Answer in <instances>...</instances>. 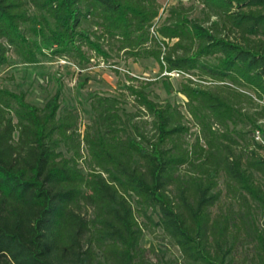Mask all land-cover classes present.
I'll use <instances>...</instances> for the list:
<instances>
[{
  "label": "trees",
  "instance_id": "obj_1",
  "mask_svg": "<svg viewBox=\"0 0 264 264\" xmlns=\"http://www.w3.org/2000/svg\"><path fill=\"white\" fill-rule=\"evenodd\" d=\"M161 8L0 0V65L34 60L40 33L79 65L151 57L186 96L157 100L128 72L124 91L91 92L81 129L60 91L35 105L1 85L0 264H264V0ZM156 228L181 258L142 245Z\"/></svg>",
  "mask_w": 264,
  "mask_h": 264
},
{
  "label": "rangeland",
  "instance_id": "obj_2",
  "mask_svg": "<svg viewBox=\"0 0 264 264\" xmlns=\"http://www.w3.org/2000/svg\"><path fill=\"white\" fill-rule=\"evenodd\" d=\"M160 1L162 3L161 12L165 14V9L171 3L181 1L190 4L194 0ZM199 7L200 5H198ZM33 39L37 40V43L43 48L41 52L37 53L34 60H30L11 51L9 61L0 65V86L4 85L16 91H24L27 99L35 105H43L48 98L60 91V100L64 107L80 109L81 129L92 116L91 92L101 90L117 94L124 91L127 83L126 73L128 72L137 76L139 82L140 80L151 81L147 90L157 100H170L177 103H184L186 100V96L179 91L183 75L177 72L166 75L160 71L158 62L151 57L141 58L137 61L120 60L113 65L93 59L91 63L79 65L64 56L53 55L50 48L45 46L48 42L46 36L40 33L33 34ZM115 67L118 68V71L115 70ZM124 107L126 110L134 109L130 100L125 102ZM182 109L186 112V120L192 125V129L196 130L197 127L186 108L182 106ZM141 243L144 246H150L153 243L158 252L164 251L167 256L182 257L179 247L169 242L162 228L145 229ZM150 256L154 260L157 258L153 252H150Z\"/></svg>",
  "mask_w": 264,
  "mask_h": 264
},
{
  "label": "built area",
  "instance_id": "obj_3",
  "mask_svg": "<svg viewBox=\"0 0 264 264\" xmlns=\"http://www.w3.org/2000/svg\"><path fill=\"white\" fill-rule=\"evenodd\" d=\"M151 29L154 30L153 27ZM254 135H255V138L258 141H260V142H262L264 144V128H258V129H256Z\"/></svg>",
  "mask_w": 264,
  "mask_h": 264
}]
</instances>
